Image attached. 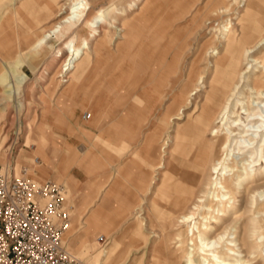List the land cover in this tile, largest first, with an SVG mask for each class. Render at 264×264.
Wrapping results in <instances>:
<instances>
[{
    "label": "rangeland",
    "instance_id": "1",
    "mask_svg": "<svg viewBox=\"0 0 264 264\" xmlns=\"http://www.w3.org/2000/svg\"><path fill=\"white\" fill-rule=\"evenodd\" d=\"M28 2L0 0V54L10 56L0 59V168L10 164L15 175L36 183L58 181L74 204L64 177L87 161L89 152L80 145L88 141L80 130L97 111L114 109L139 146L150 152L155 146L148 187L126 220L120 221L119 208L113 207L115 214L111 206L103 208L118 218L117 229L84 235V217L75 212L62 242L87 264H185L175 239L190 197L182 159L193 161L203 148L198 136L212 138L201 105L224 101L240 77L242 96H235H248L247 80L264 70L257 63L264 61V0H100L99 7L110 10L108 32L97 45L89 39L90 48L66 71L60 67L67 53L58 41L47 54L28 50L36 41L27 31ZM87 111L92 117L84 120ZM199 119L204 131L192 128ZM262 168L249 167L255 181L236 192L240 218L215 214L219 222L210 219L214 229L206 235L215 237L229 226V238L238 237L248 264H264V216L249 204L264 200V178L256 175Z\"/></svg>",
    "mask_w": 264,
    "mask_h": 264
},
{
    "label": "bare ground",
    "instance_id": "2",
    "mask_svg": "<svg viewBox=\"0 0 264 264\" xmlns=\"http://www.w3.org/2000/svg\"><path fill=\"white\" fill-rule=\"evenodd\" d=\"M43 1L44 3L36 0V3H33L29 0L27 3L31 16L27 31H32L31 35L36 39L28 50L47 54L52 50L53 42L58 41L67 53L60 67H66L64 68L66 71L70 67H75L77 60H80L86 49L90 48L89 39L96 40L94 44L97 45L99 44L97 38L108 32V29L104 28L108 23L106 20L110 10L99 7L100 0ZM97 19L100 20L99 23ZM24 31L22 29L21 33ZM259 43L247 48L245 56L251 54ZM252 61L256 62V59L252 58ZM257 63H262L264 68V61ZM238 80L226 94L224 101L215 106L201 105L200 116L208 119L207 125L212 138L208 141L204 137L201 138V135L198 136L203 148L196 154L193 153L195 154L193 161L188 157L182 159L185 168L183 174L191 179L186 190L190 197L186 201L188 210L179 215L178 220L176 219L178 225L183 228L176 233L175 239L184 253L185 264H248L249 262L248 257L242 255V245L238 237L229 238V226L215 237L206 236L207 232L214 229V226L208 224L209 220L219 222L215 214L233 220L240 218L241 204L235 203L236 192H241L246 184L255 181V175L250 173L249 167H263L256 172V175L264 178V70L261 71L260 76L252 74L247 80L250 94L246 97L235 96L236 92L238 96H242L238 91L242 77ZM192 94L196 92H191L189 96ZM238 104L240 111L235 109ZM201 124L199 119L198 124L196 125L195 122L192 128H200L204 131L205 128ZM35 158L33 163L40 166L35 162ZM246 162L248 165L245 164ZM253 190L257 191L256 188ZM250 200L249 204L253 203L259 207L255 209V213L264 216V200ZM251 237L252 231L247 238L251 241Z\"/></svg>",
    "mask_w": 264,
    "mask_h": 264
},
{
    "label": "crops",
    "instance_id": "3",
    "mask_svg": "<svg viewBox=\"0 0 264 264\" xmlns=\"http://www.w3.org/2000/svg\"><path fill=\"white\" fill-rule=\"evenodd\" d=\"M0 55L1 60L10 57ZM119 116L114 109L96 112L95 118L80 130L84 141H88L87 146L80 145L89 152L84 167L70 169L65 177L62 174L74 196V204L65 200L72 213L70 223L75 212L79 218L84 217V235L118 228L115 225L118 218L111 219L104 207L111 206L112 213L113 207L119 208L116 214H123L120 221L135 213L138 198L144 195L143 190L149 184L150 167L156 165L154 144L151 152L139 146L132 139L127 120H117ZM96 139L100 142L96 143Z\"/></svg>",
    "mask_w": 264,
    "mask_h": 264
},
{
    "label": "built area",
    "instance_id": "4",
    "mask_svg": "<svg viewBox=\"0 0 264 264\" xmlns=\"http://www.w3.org/2000/svg\"><path fill=\"white\" fill-rule=\"evenodd\" d=\"M65 192L58 181L36 183L10 164L0 168V264H87L62 242L70 224Z\"/></svg>",
    "mask_w": 264,
    "mask_h": 264
}]
</instances>
